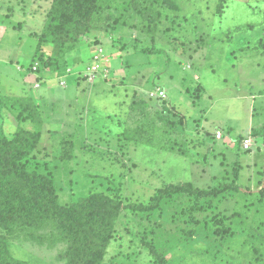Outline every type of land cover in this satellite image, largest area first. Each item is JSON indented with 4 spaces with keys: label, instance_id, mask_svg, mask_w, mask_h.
Returning a JSON list of instances; mask_svg holds the SVG:
<instances>
[{
    "label": "rangeland",
    "instance_id": "rangeland-1",
    "mask_svg": "<svg viewBox=\"0 0 264 264\" xmlns=\"http://www.w3.org/2000/svg\"><path fill=\"white\" fill-rule=\"evenodd\" d=\"M139 1L160 11L153 34L130 10L135 28L99 22L65 54V77L84 83L81 110L75 102L65 112L59 101L68 90L44 63L49 48L6 32L0 135L35 128L14 98L38 108L42 131L29 159L51 172L59 204L96 195L89 222L101 239L109 236L99 264H264V0ZM6 2L0 8L11 12ZM7 22L0 19V31ZM31 48L30 58L18 55ZM99 53L107 66L90 76L86 66ZM32 71L53 90L27 85ZM155 87L164 100L150 97ZM13 102L23 120L9 110ZM182 184L205 192L179 190L155 202L159 190ZM53 224L2 223L4 249L16 264H65L71 243Z\"/></svg>",
    "mask_w": 264,
    "mask_h": 264
},
{
    "label": "trees",
    "instance_id": "trees-1",
    "mask_svg": "<svg viewBox=\"0 0 264 264\" xmlns=\"http://www.w3.org/2000/svg\"><path fill=\"white\" fill-rule=\"evenodd\" d=\"M143 5V1L139 0H52L42 30L36 34L37 48L45 51L48 47L50 51L44 63L50 71L63 76L67 68L65 54L76 48L82 42V37L94 30L99 22H108L107 27L113 30L118 27L135 28L136 25L125 18L130 10H134L135 17L139 14L146 18L140 29L153 34L160 11L154 9L153 5ZM149 11L152 14L146 15ZM104 62L102 60L101 64L107 66ZM13 100L17 102V109L18 105H23L27 111L25 119L30 115L35 128L32 130L17 126L15 136L10 140L0 135V225L15 219L40 229L52 219L59 239L71 243L65 251V264H99L109 236L104 235L101 239L89 222L94 214L92 211L89 213V205L96 195L80 197L76 202L58 203L51 172H41L36 163L29 159L36 147L38 134L42 131L40 112L22 98ZM15 106L14 102L8 104L9 110L17 112L16 117L23 120L20 115L23 111H18ZM179 190L205 192L188 185H170L157 192L155 202ZM97 218L99 221L103 219ZM102 229L99 228L98 232L102 233ZM54 241L57 238L51 240ZM4 248L5 244L0 237V264H16Z\"/></svg>",
    "mask_w": 264,
    "mask_h": 264
},
{
    "label": "crops",
    "instance_id": "crops-1",
    "mask_svg": "<svg viewBox=\"0 0 264 264\" xmlns=\"http://www.w3.org/2000/svg\"><path fill=\"white\" fill-rule=\"evenodd\" d=\"M1 2L3 0H0ZM7 0H5L6 2ZM51 0H11V3H14V6H12L11 12L9 11V8L6 9V11H3V9L0 8V19L1 20H7L8 22L6 23V26L2 25L4 27L3 30L0 31V38H2L6 32L13 33L16 35V39H18L19 35H24V36H30L36 40V43L34 45L35 48L37 45V39H36V34H39L40 31L42 30L45 18H46V13L51 5ZM17 2H19V6H17ZM7 3V2H6ZM5 5V3H4ZM4 22V21H3ZM84 43L86 42V38L83 41ZM30 49V51L27 52H22L18 51V55L21 57L25 58H30L32 54H34V49ZM21 69V68H20ZM34 71L29 73V76L27 77L29 82H26L27 85L35 87V85L39 86V82L37 81L36 78L37 76L33 73ZM28 74V72H27ZM73 74L70 73V75H64L62 79L65 82V87L68 90V95H66L65 100H60L59 101H65L63 102L65 106V112L71 109V106L75 104L80 105V110L83 107L82 102L79 101L84 94H80V90L82 89L84 83L79 84V80L75 79L74 80L71 78ZM99 80V79H98ZM102 82V81H101ZM20 84H23V81L19 82ZM105 83V82H104ZM24 85V84H23ZM26 85V86H27ZM109 84L106 83L104 88L110 89L112 87L108 86ZM112 85V84H111ZM41 86V87H40ZM40 88L42 93L47 94L48 90L51 91L53 90L54 83H46V84H40ZM53 87V88H52ZM90 88L94 89V86L91 85ZM101 86H97V89H100ZM47 103V102H46ZM78 109V108H77ZM83 128H85L83 126ZM82 129V128H81ZM248 136V135H246ZM245 136V137H246ZM251 147V145H250Z\"/></svg>",
    "mask_w": 264,
    "mask_h": 264
},
{
    "label": "built area",
    "instance_id": "built-area-1",
    "mask_svg": "<svg viewBox=\"0 0 264 264\" xmlns=\"http://www.w3.org/2000/svg\"><path fill=\"white\" fill-rule=\"evenodd\" d=\"M101 53L99 54H95L94 56V59L96 60L94 63H91L90 66H88V73H90V76H94L95 74H99L101 73V71L103 70V68L105 66H103V64H101L102 60L103 61H106L103 57ZM37 66L34 65L33 66V69H36ZM106 70V69H105ZM150 97H152V99H160V100H164L166 98V93H165V90L161 87H155L151 92H150ZM216 136L217 137H221V133L220 132H217L216 133ZM250 145H251V139L249 137H245L243 139V142H242V149L243 150H248L250 148Z\"/></svg>",
    "mask_w": 264,
    "mask_h": 264
}]
</instances>
